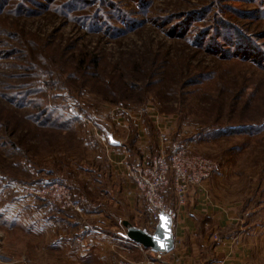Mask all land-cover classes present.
<instances>
[{"label": "rangeland", "instance_id": "374dc122", "mask_svg": "<svg viewBox=\"0 0 264 264\" xmlns=\"http://www.w3.org/2000/svg\"><path fill=\"white\" fill-rule=\"evenodd\" d=\"M44 112L97 127L146 114L163 139L216 164L213 198L236 208L237 232L245 226L264 253V129H229L264 128V0H0V247L21 242L2 226L6 189L52 169L71 192V173L45 155ZM82 128L81 140L74 129L63 137L79 159L69 172L95 187L98 203L106 185H96Z\"/></svg>", "mask_w": 264, "mask_h": 264}, {"label": "crops", "instance_id": "0c3cea01", "mask_svg": "<svg viewBox=\"0 0 264 264\" xmlns=\"http://www.w3.org/2000/svg\"><path fill=\"white\" fill-rule=\"evenodd\" d=\"M112 117L115 128L110 120H101L104 125L98 122V127L85 125L81 130L85 133L83 145L92 156L86 158L87 162L97 165L95 168L100 174L103 173L100 163L106 170L98 175L106 185L102 198L97 196L96 204L88 198V210L78 204L81 213H74L24 194L21 188L24 185L6 189L4 195L9 193L11 197L2 208V226L11 232L18 229L22 236L21 242H8V237L3 240L0 264H120L124 259L148 264L152 260L150 250L133 242H123L126 232L122 223L128 221L138 228L145 227L148 212L143 201L127 195V189L133 186L126 185L127 172L118 164L123 160L138 161L145 152L152 154V136L141 117L136 120L122 114ZM133 129L136 138L131 146ZM108 135L115 144L110 143ZM164 139L174 142L167 135ZM156 141L159 150V136ZM213 175L188 194L184 206L177 208L172 234L178 243L155 264H264V253L254 249L255 234L244 233L243 229L248 231L245 226H240L235 235L231 234L230 227L237 222V210L213 198L212 192H216L213 182L217 178ZM96 185L100 184L96 182ZM88 188L97 192L95 187ZM25 238L27 244L23 243Z\"/></svg>", "mask_w": 264, "mask_h": 264}, {"label": "built area", "instance_id": "2783aa9c", "mask_svg": "<svg viewBox=\"0 0 264 264\" xmlns=\"http://www.w3.org/2000/svg\"><path fill=\"white\" fill-rule=\"evenodd\" d=\"M78 118L80 127L92 125L84 117L78 116ZM157 118L158 116L154 119L155 123ZM155 127L160 132L159 142L161 143L156 154L145 152L138 161L129 163L127 160H123L118 163L123 165L127 172L126 185L133 186V188L127 189V195L140 199L146 205L148 217L145 230L149 233L154 232L160 214L169 215L173 221L177 217V208L186 204L188 194L193 189L200 188L216 170V164L212 160L192 152L188 146H180L177 142L164 140L161 126ZM98 137L104 142L106 141L102 136ZM169 150L172 152L169 153ZM21 188L24 194L42 199L62 211L81 213V207L73 200L69 188L63 184L24 185ZM93 232L98 233L95 229ZM123 242L132 243L126 238ZM173 243L175 247L178 242L173 239ZM151 253L153 254L152 260H148V264L162 261L166 254L152 251ZM120 264H142V262L136 263L124 259Z\"/></svg>", "mask_w": 264, "mask_h": 264}, {"label": "trees", "instance_id": "16d2710c", "mask_svg": "<svg viewBox=\"0 0 264 264\" xmlns=\"http://www.w3.org/2000/svg\"><path fill=\"white\" fill-rule=\"evenodd\" d=\"M241 55H247L250 54V52H247L245 50H240ZM92 64H95V67L98 66V62L95 58H92ZM236 110V108H235ZM43 115H46L45 112L43 113ZM146 114H142L141 118L143 119L146 127L149 129L151 136H152V141H151V152L152 154H155L158 150V146H157V141L156 138L158 136H160V132L158 131V129L153 128V126L150 124V122L148 121V119L145 116ZM44 124L39 125L40 129L47 127L52 130L53 132H51V136H48L50 138H47L48 141H45L44 143V147H47L49 153L45 154L46 156L51 157V163L55 164L56 160H60L61 163H63V168L66 169V173H71V178L69 177V181L73 180L74 182H72L73 184H71L70 189L73 195V200L75 202H77V204H79L84 210H88L86 204L88 202V198H90L92 201L94 199L92 192L89 190L88 185H84L82 184L80 181L76 180V172L73 171L69 172L70 170V164L71 166H75L76 164V160H79L78 158H75L74 156V150L75 148H72V146L69 147H65L64 146V140L63 137L65 135H68L70 132V129H74V136L73 138H75V141L77 140H81L77 135V129L78 127L81 128L78 125V121L79 118L77 117V115H72L70 113L67 114H62L58 115V117L56 118V120H54V122H50V116L46 115L44 116ZM51 123V124H49ZM97 123V122H96ZM46 124V125H45ZM73 127V128H72ZM135 128V127H134ZM237 129L236 131H233L232 133H237L239 135H249L251 133H259L261 130H263V127L259 126H255L253 124H245V125H237L234 127H229V129ZM135 129H133L132 131V139L129 141L130 145L132 146L134 138H136L135 136ZM172 141H175V139H173ZM180 146H187L184 144H181L180 142L178 143ZM44 149V148H43ZM41 151H43L42 149H40ZM172 152V150H169V153ZM82 158H80L81 160ZM99 160V159H96ZM69 161V162H68ZM68 162V164H67ZM94 170H92L96 175L94 180L97 183H103L101 179L98 178V175L101 176V174H97V170L95 168V166L93 167ZM60 174H55L54 172H52V169L48 170V179L47 180H42V178H36L32 181H24L23 184L27 183V185H33V186H43L41 185L42 183L44 185H49V184H53V183H62V180L59 178ZM44 181V182H43ZM22 183V182H20ZM77 183V184H76ZM71 212V211H69ZM139 228L141 229H145L144 226H140ZM231 230V234L235 235L237 233V228L235 226H231L230 227ZM222 233V232H221ZM221 236H224V234L222 233Z\"/></svg>", "mask_w": 264, "mask_h": 264}, {"label": "water", "instance_id": "95a60500", "mask_svg": "<svg viewBox=\"0 0 264 264\" xmlns=\"http://www.w3.org/2000/svg\"><path fill=\"white\" fill-rule=\"evenodd\" d=\"M110 143L116 142L108 135ZM122 225L125 228V238L131 242L140 245L146 250L158 253H168L173 247L172 221L169 215L160 214L158 223L154 232L149 233L145 229L133 226L130 222L124 221ZM163 245V246H161Z\"/></svg>", "mask_w": 264, "mask_h": 264}, {"label": "snow or ice", "instance_id": "6c2138e0", "mask_svg": "<svg viewBox=\"0 0 264 264\" xmlns=\"http://www.w3.org/2000/svg\"><path fill=\"white\" fill-rule=\"evenodd\" d=\"M161 246H163V245H161Z\"/></svg>", "mask_w": 264, "mask_h": 264}]
</instances>
